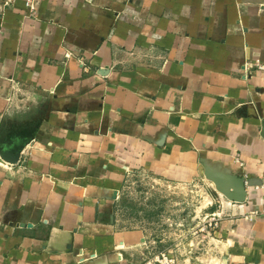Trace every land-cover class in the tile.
Segmentation results:
<instances>
[{
    "label": "crops",
    "instance_id": "0c3cea01",
    "mask_svg": "<svg viewBox=\"0 0 264 264\" xmlns=\"http://www.w3.org/2000/svg\"><path fill=\"white\" fill-rule=\"evenodd\" d=\"M264 0H0V264H133L130 175L214 178L228 264H264Z\"/></svg>",
    "mask_w": 264,
    "mask_h": 264
},
{
    "label": "rangeland",
    "instance_id": "374dc122",
    "mask_svg": "<svg viewBox=\"0 0 264 264\" xmlns=\"http://www.w3.org/2000/svg\"><path fill=\"white\" fill-rule=\"evenodd\" d=\"M225 213L208 179L180 184L141 173L121 189V219L145 235L133 264H228L219 236Z\"/></svg>",
    "mask_w": 264,
    "mask_h": 264
},
{
    "label": "water",
    "instance_id": "95a60500",
    "mask_svg": "<svg viewBox=\"0 0 264 264\" xmlns=\"http://www.w3.org/2000/svg\"><path fill=\"white\" fill-rule=\"evenodd\" d=\"M29 140L21 142L19 145L13 146L9 149L0 150V159L7 164L16 165L20 160V155ZM215 186L216 190L224 196L228 201L233 203H244L246 200L245 184L244 180L237 179L232 182V192H229L225 186H223L219 180L214 178H208Z\"/></svg>",
    "mask_w": 264,
    "mask_h": 264
},
{
    "label": "built area",
    "instance_id": "2783aa9c",
    "mask_svg": "<svg viewBox=\"0 0 264 264\" xmlns=\"http://www.w3.org/2000/svg\"><path fill=\"white\" fill-rule=\"evenodd\" d=\"M25 6L27 8H31L34 0H24ZM15 2V0H8V4ZM259 70L264 71V68L260 67ZM260 188L264 191V183L260 186ZM262 216L264 217V211L262 212Z\"/></svg>",
    "mask_w": 264,
    "mask_h": 264
}]
</instances>
